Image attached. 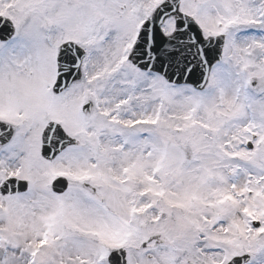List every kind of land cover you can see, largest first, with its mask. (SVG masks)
Masks as SVG:
<instances>
[{
    "label": "snow or ice",
    "instance_id": "snow-or-ice-1",
    "mask_svg": "<svg viewBox=\"0 0 264 264\" xmlns=\"http://www.w3.org/2000/svg\"><path fill=\"white\" fill-rule=\"evenodd\" d=\"M0 264H264V0H0Z\"/></svg>",
    "mask_w": 264,
    "mask_h": 264
}]
</instances>
